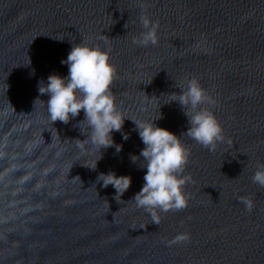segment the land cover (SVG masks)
<instances>
[{
	"label": "water",
	"instance_id": "water-1",
	"mask_svg": "<svg viewBox=\"0 0 264 264\" xmlns=\"http://www.w3.org/2000/svg\"><path fill=\"white\" fill-rule=\"evenodd\" d=\"M142 3L159 21L155 46L132 43ZM82 41L110 53V90L128 118L112 134L123 151L102 150L95 170L86 167L100 153L84 142V112L53 124L50 97L38 91L50 75H68L61 62ZM192 78L215 100L205 105L224 130L215 151L183 137L188 118L170 94ZM132 120L156 121L191 150L189 205L158 212V225L129 202L146 174L142 158L130 159L145 147ZM258 164L264 0H0V264H264V188L251 179ZM109 172L132 177L120 203L97 182ZM241 197L253 200L251 212ZM185 232L189 241L169 245Z\"/></svg>",
	"mask_w": 264,
	"mask_h": 264
},
{
	"label": "clouds",
	"instance_id": "clouds-1",
	"mask_svg": "<svg viewBox=\"0 0 264 264\" xmlns=\"http://www.w3.org/2000/svg\"><path fill=\"white\" fill-rule=\"evenodd\" d=\"M139 7L142 31L138 37H133L132 43L140 47L155 46L159 43V21L150 19L145 4L142 3ZM125 27L127 28V24ZM61 63L68 66V75H50L46 84L43 81L39 83L38 91L41 95L50 97L46 104L49 119L53 124L58 121L68 124L78 117L81 111L84 112L85 119L80 124L86 123L89 129L84 142L91 144L100 153V159L92 166L86 167L95 170L103 158L102 150L115 147L116 154L123 151V145L115 144L112 135L113 132H122L124 123L128 120L110 90L117 77V70L110 63L108 51L99 46L91 47L83 41L73 45L67 59ZM180 89L181 93L170 95L173 97L172 102H177L188 118L190 127L183 137L187 136L209 151H215L217 144L225 140L222 125L211 108L205 107L214 106L215 100L197 78L188 80L186 87ZM159 119H162V115ZM133 122L145 147L139 156L131 155L130 159L137 163V159L142 158L144 166H139L146 169V174L143 177L142 189L129 202H134L136 207L148 212L153 223L158 225L161 221L158 212L179 211L189 205L191 196L184 192V187L192 181V177L183 173L190 162L191 150L182 142L181 137L158 127L156 121ZM123 139L127 141L129 134L123 133ZM81 147L83 148V145ZM77 178L80 179H75ZM251 179L253 183L264 188V164L257 165ZM97 182H102L105 188L114 187V199L120 203L121 197L132 185V177L118 176L115 172L101 173ZM240 202L245 205L246 211L253 210L254 203L251 198L241 197ZM189 240V233H180L169 241V245Z\"/></svg>",
	"mask_w": 264,
	"mask_h": 264
}]
</instances>
